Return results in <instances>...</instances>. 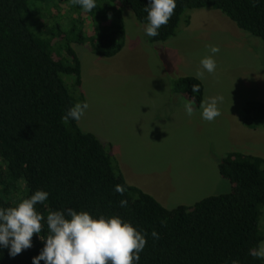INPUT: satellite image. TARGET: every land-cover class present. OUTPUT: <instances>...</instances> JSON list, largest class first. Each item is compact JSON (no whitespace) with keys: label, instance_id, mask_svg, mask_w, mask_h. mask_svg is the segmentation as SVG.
I'll list each match as a JSON object with an SVG mask.
<instances>
[{"label":"trees","instance_id":"trees-1","mask_svg":"<svg viewBox=\"0 0 264 264\" xmlns=\"http://www.w3.org/2000/svg\"><path fill=\"white\" fill-rule=\"evenodd\" d=\"M149 4L97 0V7L85 12L72 0H0V207H15L44 190L49 198L36 207L45 217L68 209L119 216L147 233L139 264H264L250 255L264 240L263 156L227 152L218 169L230 181L229 191L168 208L126 180L94 133L63 119L70 107L86 101L82 63L73 45L88 43L98 55H116L126 42L124 5L147 25ZM204 7L221 10L264 42V0L255 6L251 0H177L169 22L148 41L176 35L182 20L190 23L186 11ZM193 85L200 90L193 93ZM172 88L197 107L203 102L205 87L196 76L178 77ZM243 123L253 129L264 126V101L246 103ZM117 184L125 187L123 195L114 190ZM125 199L128 205L121 207ZM154 230L158 240L151 237ZM41 234H48L44 222ZM43 247L34 234L33 246L15 257L0 248V264H32Z\"/></svg>","mask_w":264,"mask_h":264},{"label":"rangeland","instance_id":"rangeland-1","mask_svg":"<svg viewBox=\"0 0 264 264\" xmlns=\"http://www.w3.org/2000/svg\"><path fill=\"white\" fill-rule=\"evenodd\" d=\"M126 42L114 56L93 52L88 43L73 46L82 63V87L89 108L79 121L112 152L126 180L172 208L231 189L218 163L229 151L264 157V126L243 123L248 101H264V42L212 7L186 11L176 35L150 43L147 25L124 5ZM215 45L217 68L200 61ZM204 71L203 102L222 97L213 121L187 95L173 92L174 79ZM69 82L70 78L65 77ZM193 102L188 115L186 103ZM264 232V209L260 219ZM264 241V240H263Z\"/></svg>","mask_w":264,"mask_h":264},{"label":"clouds","instance_id":"clouds-1","mask_svg":"<svg viewBox=\"0 0 264 264\" xmlns=\"http://www.w3.org/2000/svg\"><path fill=\"white\" fill-rule=\"evenodd\" d=\"M255 6L260 0H251ZM85 12H92L97 7V0H72ZM177 0H150L147 12L145 34L149 38L159 36L162 26L166 25L174 14ZM211 55L204 57L200 64L208 73L217 68L215 54L220 48L209 46ZM204 71L197 72V78L204 77ZM199 86L193 85V93ZM222 97H211L200 105L201 116L206 121H213L219 115L218 103ZM188 115H192L193 102L185 105ZM89 108V104L78 102L70 107L63 116L65 121L79 122ZM121 195L125 187L117 184L114 189ZM50 193L44 190L35 191L15 207H0V248H6L11 257L33 246L34 234L40 235L44 247L39 255L33 257L32 264H139L141 253L147 245V233L137 229L130 221L119 216H94L88 211L75 209L56 210L46 217L38 210ZM128 201L121 200L120 206L126 207ZM42 222L47 225V236L42 235ZM151 237L158 240L159 233L152 231ZM253 258L264 260V241L250 251ZM232 264H239L233 260Z\"/></svg>","mask_w":264,"mask_h":264}]
</instances>
